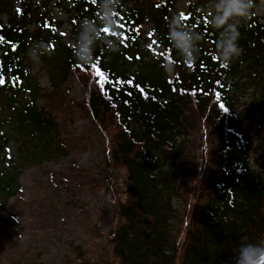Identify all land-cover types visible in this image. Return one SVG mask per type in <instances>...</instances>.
I'll return each instance as SVG.
<instances>
[{"label":"trees","instance_id":"16d2710c","mask_svg":"<svg viewBox=\"0 0 264 264\" xmlns=\"http://www.w3.org/2000/svg\"><path fill=\"white\" fill-rule=\"evenodd\" d=\"M186 1L181 20L204 37L191 67L166 35L169 20L179 15L177 0H122L115 17L126 30L118 32L119 51L98 44L88 64L76 60L73 48L79 21L98 16L97 0H56L67 16L72 48L55 34L49 0H23L19 13L0 0V13L7 15L0 24V216L22 191V169L68 156L58 123L41 107L29 49L39 41L47 46L39 61L53 91L73 73L93 72V64L107 78H93L83 102L104 140L105 175L79 179H87L93 192L100 183L111 184V170L123 169L125 199L114 208V229L105 242L78 249L76 264H229L240 244L264 235V181L252 168L250 144L251 133L259 135L264 165V14H253V0L251 15L240 22L242 55L224 68L215 55L219 30L202 11L206 0ZM144 22L154 36L147 47L139 42ZM30 25L37 26L34 33ZM104 35L114 38L110 31ZM195 117L202 123L201 145L192 137ZM11 141L16 151L8 163L3 150ZM203 144L209 150L201 170ZM194 160L199 164L189 182ZM183 198L186 204L196 199L197 211L180 248L172 225L175 203Z\"/></svg>","mask_w":264,"mask_h":264},{"label":"rangeland","instance_id":"374dc122","mask_svg":"<svg viewBox=\"0 0 264 264\" xmlns=\"http://www.w3.org/2000/svg\"><path fill=\"white\" fill-rule=\"evenodd\" d=\"M8 1L14 12L19 13L23 0ZM37 1L42 5L47 0ZM55 2L49 0L48 3V9L58 24L55 34L66 47L72 48L67 16L57 9ZM187 7L186 0H177L176 10L180 16ZM253 14L263 16L264 0H257ZM6 22L7 15L0 13V24L5 25ZM117 25H120L118 32H126L123 23L117 22ZM29 29L34 33L37 26L30 25ZM140 32L139 42L142 47H147L148 41L154 39L152 24L144 22ZM31 70L43 96L41 107L58 123L68 156L21 170L18 181L22 191L8 201L0 216V264H76L78 249L103 244L114 229V208L125 199V172L123 169L111 170V184L100 183L93 192L89 190L87 179H79L80 175L96 179H102L105 175L104 140L83 104L84 87L98 77L96 72L93 70L87 75L73 73L60 89L53 91L47 70L40 61L33 64ZM237 114L242 117L241 108L237 109ZM243 121L248 125L247 120ZM201 125L198 117H195L192 137L198 145L203 142L202 133L199 132ZM250 137L252 168L261 173L264 181V165L258 156L260 138L253 132ZM204 147V144L200 147L204 156L201 170L205 165V152L209 150L208 145L206 149ZM15 151L14 141L3 150L8 163L14 160ZM193 164L189 182L195 175L199 161L194 160ZM184 201L183 198L175 203L177 213L172 225L180 248L187 230L192 228L191 218L197 211L194 209L196 199L194 202L187 201V204ZM259 240H264V235ZM179 258L178 251L177 261Z\"/></svg>","mask_w":264,"mask_h":264},{"label":"clouds","instance_id":"9594fccd","mask_svg":"<svg viewBox=\"0 0 264 264\" xmlns=\"http://www.w3.org/2000/svg\"><path fill=\"white\" fill-rule=\"evenodd\" d=\"M191 3V0H189ZM253 0H206L202 11L209 17V22L218 31L215 43V55L220 65L228 68L243 52L239 46L240 22L251 15ZM123 8L122 0H97L98 16L95 20L82 18L73 55L78 62L88 64L93 61V54L98 44L108 52H118V28L115 17ZM108 29L114 38L104 35L102 29ZM167 39L173 49L187 62H195L201 51V32L191 26H185L179 15L173 16L167 24ZM48 51L43 41L35 43L27 55L33 63ZM165 70L172 72L174 65L165 64ZM229 264H264V240L245 242L239 245Z\"/></svg>","mask_w":264,"mask_h":264},{"label":"snow or ice","instance_id":"6c2138e0","mask_svg":"<svg viewBox=\"0 0 264 264\" xmlns=\"http://www.w3.org/2000/svg\"><path fill=\"white\" fill-rule=\"evenodd\" d=\"M181 19H184L183 14H181ZM117 27H120V25H117ZM102 31H103L105 34L109 33V30L106 29V28L102 29ZM2 40H3V37H0V42H2ZM213 59H215V57H214ZM188 66L191 67V66H192L191 63H189ZM92 67H93L94 71L96 72V75H97V76L103 77V73L100 72V69H99L98 67H96L95 64H93ZM221 67H222V66H221ZM103 79H104L105 81L107 80L106 77H103ZM0 83H2V81H0ZM129 83H130V82H129Z\"/></svg>","mask_w":264,"mask_h":264}]
</instances>
